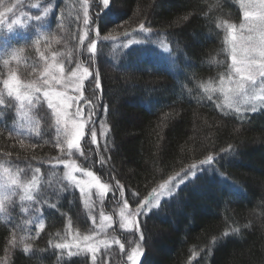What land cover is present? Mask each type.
Returning <instances> with one entry per match:
<instances>
[{"label":"trees","instance_id":"trees-1","mask_svg":"<svg viewBox=\"0 0 264 264\" xmlns=\"http://www.w3.org/2000/svg\"><path fill=\"white\" fill-rule=\"evenodd\" d=\"M64 2L49 0L44 19L0 33V160L31 158L30 165L44 167L38 162L60 154L56 148L66 143L45 104L23 119L20 101L3 93L8 76L36 82L54 58L76 66L81 27ZM101 6L96 18L102 37L143 24L169 43L167 52L141 43L116 56L107 42L98 43L93 70L109 129L105 152L102 144L98 149L101 173L131 200L133 193L147 197L173 175L214 157L195 184H181L140 217V264H264V110L228 112L207 89L228 72V26L242 22L238 0H121L105 11ZM132 18L138 24L116 32ZM0 201V264H90L82 256L59 259L49 242L68 220L88 228L79 198L63 195L58 209L42 210L41 228L32 225L34 214H20L17 198Z\"/></svg>","mask_w":264,"mask_h":264},{"label":"rangeland","instance_id":"rangeland-1","mask_svg":"<svg viewBox=\"0 0 264 264\" xmlns=\"http://www.w3.org/2000/svg\"><path fill=\"white\" fill-rule=\"evenodd\" d=\"M66 6L75 14L80 23V59L76 63V66L68 68L64 62L58 61L54 58L48 65L45 66L42 73L39 74V80L36 82H26L20 80L16 74H11L6 78L10 82L18 80L22 85H34L40 87L41 92L35 93L34 91L28 94L32 97L33 103L29 104L25 99L20 101L19 115L26 119L25 115L28 111H38L43 105L47 106V102L43 97V91L48 89L65 94L68 97H72L65 108L67 115L61 118V124L59 128L65 138V145L57 147L56 150L60 152L54 158H42L38 163L43 166H32L30 162L31 158L26 161L15 163L9 161L8 158H2L0 160V197L1 199H10L11 197L16 201L20 208V214L25 218L27 214H31L32 225L40 226L42 220L39 219L41 211L44 209H58L57 201L65 195L80 200L81 206L87 213L88 228L78 229L75 228L73 223L68 220L65 225L59 230L53 237L52 241H49L51 250L58 256L59 259H68L74 256H82L90 261V264H131L128 261L127 256L133 251H141L142 249L140 231L138 227V220L143 215H137V208L141 206L144 208V212L147 214L152 209L156 208L162 200L165 198L159 197L152 199L151 203L148 201L151 199L152 193L147 197H141L140 194L133 193V196L128 198L122 185L116 184L109 179L108 175L101 173V153L98 150L100 145H103V151L107 148L108 138V126L105 122V111L102 103L99 101L98 89L96 90L97 96H92V91L89 89L88 84L94 77L93 62L95 54L98 53L99 42H107L108 48L112 49L113 56L118 52L122 53L128 48L141 43H151L158 46L162 52L169 51V43L162 35H158L155 31L146 29L145 27H137L125 35L118 34L114 36L99 35L97 31V5H102L103 0H63ZM242 10V22L243 11L245 9L258 10L259 5L257 0H238ZM34 3V8L39 9L37 12L30 10ZM91 6L92 14L89 15V7ZM52 8L49 0H0V33L7 32L13 28L28 27L32 23H35L36 16H40L44 19ZM33 9V8H32ZM81 14V16H80ZM80 16V17H79ZM87 20V23L85 22ZM136 20V19H135ZM132 19H127L125 22H121L116 30L120 31L125 28H130L138 23H134ZM241 22V23H242ZM230 26V25H229ZM228 26V27H229ZM239 28V25L237 26ZM112 33V32H110ZM108 33V34H110ZM95 34V35H94ZM239 36V32H237ZM83 38V39H82ZM229 37L227 34L226 45L229 52V67L231 65V45L228 42ZM92 43L96 44V52L90 53L89 47ZM115 58V57H114ZM117 58V57H116ZM63 66L64 72L59 73V67ZM84 68H88V75L84 77L82 81H79L81 87L79 91L76 90L75 83H67L69 79L75 80L72 77V72H76L79 76ZM229 69V68H228ZM53 72L57 77L63 76V80L60 83H56L51 79ZM45 79L49 82L44 84ZM5 81V80H4ZM223 87L227 90L234 85L230 84L227 76ZM220 80L215 84H209L207 89L208 93L216 97L220 106L228 111L236 113L239 116H246L252 112L264 110V101L260 99H251L252 96L264 95L259 89H250L249 97L247 99L242 98L238 103H233L229 107L228 102L225 100L224 93L220 91ZM3 93L8 95V90L3 85ZM24 89H21L23 92ZM2 91L0 92V96ZM15 97V92L12 95ZM39 96V102H36V97ZM253 106L255 111H252ZM77 108L80 109L81 115L76 116ZM239 109V111H237ZM53 111V109H51ZM93 110V115L89 118L88 112ZM53 116L57 120V117L53 111ZM92 120L95 123H88V120ZM84 123V135L80 140L79 150L73 148L68 149V141L72 139L74 123ZM29 122H26V126H29ZM90 130H94L96 133L95 142L93 143ZM93 149V150H91ZM92 151H96L94 154ZM84 153L88 156L86 160ZM94 156V157H93ZM98 158V159H97ZM95 159L97 161H95ZM73 165L72 168L66 167L64 163ZM97 162V163H96ZM98 165V169L97 166ZM208 166L209 165H205ZM39 169V172L36 171ZM92 172V177L87 175V172ZM71 172V175L75 178V182L68 179L67 173ZM183 172V171H182ZM182 172H179L182 174ZM177 174L173 175L175 177ZM171 178V177H170ZM169 178V179H170ZM169 179L167 181H169ZM16 181V185L12 184V181ZM105 185L104 188H100L97 184ZM163 182L162 184H164ZM79 185V186H78ZM161 185V184H160ZM160 185L156 187L157 194L161 191ZM181 184L178 185V187ZM80 186L84 188V191H80ZM27 189V191H26ZM177 188H173V193ZM31 196L32 199L27 197ZM165 197L168 194L165 192ZM127 204V207L125 206ZM124 217L125 227H121L122 216ZM26 215V216H25ZM102 217H107V220L102 222ZM31 222V221H30ZM117 241L119 243H117ZM58 244L69 245V248L60 249L57 248ZM124 247L121 249L120 245ZM95 249V252L92 251ZM69 252L72 255H69ZM143 254L140 257L138 264H140Z\"/></svg>","mask_w":264,"mask_h":264},{"label":"snow or ice","instance_id":"snow-or-ice-1","mask_svg":"<svg viewBox=\"0 0 264 264\" xmlns=\"http://www.w3.org/2000/svg\"><path fill=\"white\" fill-rule=\"evenodd\" d=\"M121 2V0H103V8L104 11L107 10L110 6L116 7ZM259 8L258 10H249L245 9L243 11V22L240 23L239 28L235 24L230 25L228 27V37L229 43L231 45V65L226 73L227 79L230 84L234 85V87H230L227 90L224 89L223 84L225 80V76L220 77L221 88L220 91L224 93L225 100L228 102L229 107L232 106L233 103H238L242 98L247 99L249 97L250 89H259L261 93H264V0H257ZM36 20L39 22L41 20L40 16H36ZM87 23V20L85 21ZM39 25V24H38ZM141 29L144 28V25H140ZM237 32H239V36H237ZM83 39V38H82ZM90 53L96 52V44L92 43L89 47ZM59 73L64 72L63 66L59 67ZM88 75V68H84L83 72L77 76L76 72H72L71 76L75 77V80L69 79L67 83H75L76 90L79 91L81 85L79 81H82L85 76ZM51 79L56 83H60L63 80V76L57 77V75L53 72L51 75ZM14 82H10L8 80L4 81V86L8 90V95L12 96L15 92V99L23 101L25 99L28 100L29 104L33 103L32 97L28 94L31 91L35 93H40L41 88L35 87L34 85H22L18 80ZM48 80L45 79L44 84H48ZM89 89L92 91V96H96V90L100 88V78L97 74L88 84ZM24 89L21 92V89ZM43 97L47 102V107L49 109H53L57 120V126L61 124V118L67 115L65 108L72 97H68L65 94L52 90H44ZM39 96L36 97V102H39ZM211 99V97H209ZM251 99H260L264 101V95L260 96H252ZM5 101L0 99V104H4ZM239 111V109H237ZM252 111H255V107L253 106ZM76 116L81 115V111L77 108ZM93 115V110L88 112L89 118ZM88 123H95L92 120H88ZM84 123L76 122L74 123L72 139L68 141V149L71 150L73 148L79 150L80 148V140L84 135ZM93 143L95 142L96 133L94 130H90ZM82 156L87 160L88 156L84 153H81ZM214 162V157L208 156L205 160H201L199 165L193 164L188 169L183 170L182 174L177 173L175 177H171L169 181H165L164 184L160 185L161 191L157 194V190L153 189V194L148 203H151L152 199H157L158 196L165 198V192L168 194V197L174 195L173 188L178 189L179 184H185L189 182L191 184H195L198 181V174L201 173L205 169V165H211ZM66 167L72 168L73 165L68 164L66 162H62ZM102 163V161H101ZM39 172V169H36ZM89 177H92V172H87ZM68 179L75 182V178L71 175V172L67 173ZM13 185H16V181H12ZM97 184L100 188H104L105 185ZM79 186V185H78ZM27 191V189H26ZM80 191L83 192L84 188L80 186ZM28 199H32L31 196L27 197ZM127 207V204L125 205ZM3 209V201H0V210ZM137 215H146L144 212V208L138 206ZM122 216L121 227H125L124 217ZM102 222L107 220V217H102ZM43 227V225H41ZM227 235V234H225ZM140 239L143 240L144 237L141 234ZM15 243V240H13ZM117 243H119L117 241ZM57 248L65 249L69 248V245L66 244H58ZM121 249H123L124 245H120ZM95 252V249H92ZM143 254L141 251H133L131 254L127 256L128 261L131 264H138L141 255ZM71 256L72 253L69 252Z\"/></svg>","mask_w":264,"mask_h":264}]
</instances>
